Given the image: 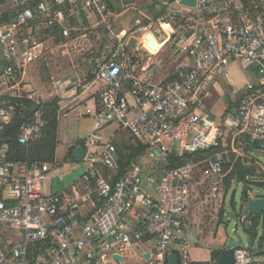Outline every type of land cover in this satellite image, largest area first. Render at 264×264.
<instances>
[{
	"label": "built area",
	"instance_id": "built-area-1",
	"mask_svg": "<svg viewBox=\"0 0 264 264\" xmlns=\"http://www.w3.org/2000/svg\"><path fill=\"white\" fill-rule=\"evenodd\" d=\"M112 1L0 0V264H29L33 258L35 264H111L119 262L114 254L142 244L152 245L161 262L174 248L179 263L189 264L182 227L190 211L195 165L186 160L167 168L169 157L185 159L220 145V127L196 111L194 103L195 96L223 78L231 58L255 66L257 73L226 121V132L232 147L239 140L251 150L264 151V0L252 1L254 16L246 13L241 1L196 0L195 7H189L171 0L194 11L193 31L179 41L173 76L160 81L154 73H145L147 68L136 74L129 41L113 32ZM74 20L105 29L113 39L108 55L81 84L96 95L87 110L96 126L84 141L81 161L89 168L82 180L100 197V204L84 218H78L60 194L45 191L47 162L12 157L10 137L19 146L40 137V110L27 113L13 135L7 134L22 101L31 97L25 69L40 54V34L58 31L68 39ZM111 122L118 123L117 132L126 131L147 144L149 158L160 162L153 192L146 188L151 174L143 175L139 165L114 177L118 156L113 137L106 140L98 132ZM226 157V152H217L209 159L214 177L221 175ZM242 210L239 220L248 230L252 216L246 206ZM234 264H264V248L254 254L239 245Z\"/></svg>",
	"mask_w": 264,
	"mask_h": 264
},
{
	"label": "crops",
	"instance_id": "crops-1",
	"mask_svg": "<svg viewBox=\"0 0 264 264\" xmlns=\"http://www.w3.org/2000/svg\"><path fill=\"white\" fill-rule=\"evenodd\" d=\"M134 1L137 2V7H129V5L133 4L132 2ZM158 6V0H113L111 2V20L113 27L116 26L114 29V33L118 34L120 37L124 36V40H141V42L143 43V37L148 34L147 38L148 36H152L157 43L156 45H161V49L158 53L148 54L147 59L142 61L141 64H136L138 66L136 74H140V72L142 71L141 67L147 68L145 73H154L156 80L160 81L170 79L173 76V66L179 57V41L183 37L190 35L193 31L191 28V20L194 18V11H189L187 8L172 4L171 1H167L166 13L159 14L157 12ZM133 21H135V26H137L134 31L140 32L138 36H135L133 33L134 31L132 32L129 29V26ZM71 24V26L74 28L72 31L84 29H92L95 31L97 30L92 28L88 24H85L83 21H80L78 23L77 20H74V22H72ZM163 25L169 26L170 31H167L165 28H163ZM144 27L148 28L144 30ZM45 31L40 34L39 41L37 40L40 43V53L43 52L45 50V46L49 44H52L56 47H65V45L68 44L70 45V49L74 50L75 44L79 40H81L83 36H85V34L82 32V34L80 35L77 34L78 37L76 35L71 37L70 35L68 39L64 38L65 41H63L62 43L56 44L54 41V35L56 33H60L58 31H55L54 33H51L49 31L50 33L47 35ZM111 40L106 41L107 47L111 45ZM31 63H29L25 69V76L28 82L27 89L29 90L27 94L31 96L30 99L27 100L36 102L39 109V104L45 102V86L43 84L41 85L44 90L41 94L39 93V95L36 96V92H34L31 86L30 79L29 77H27L28 66ZM95 66L96 63H92L89 71H91ZM89 71L86 74L85 78H87ZM76 72L78 73V76L80 75V72L82 73L81 69H78V71ZM72 73L71 75H73ZM256 73L257 68L255 66L248 64L242 59L231 58L224 69L223 78H221L219 82L211 84L208 89L203 91V93H201L200 95L195 96L197 99V101H195L194 103V105L196 106V111L204 113L211 120L216 122L223 133V139L220 142L221 150L217 151L226 152L227 157L225 158L223 164L230 161L231 154L234 155V158L231 161L230 169L232 168L233 163L237 158H240L246 165L251 164L252 168L254 165V160H252L251 155L249 154L251 150L245 152L242 149L236 148L234 144L233 147L236 152H233V147L231 146V137L226 132V121L230 116H234L238 101L244 94L245 85L256 78ZM83 79L78 78L76 82L71 83L70 85H65L62 91H57V98L59 99V109L57 112V144L54 152V162H47L50 165V169L47 175V179L45 180V191L52 194L58 193L65 201L71 202L75 210V214L78 218H84L90 211L94 209L95 206H98V195L94 190L87 188L82 180V177L85 175L88 168L79 175L75 174V176L69 175V173L62 172V166L58 165L59 161L56 159V149L59 143V131L63 119H69L65 120L66 122L75 121L80 123V115L82 114L83 116H86L88 120H91L90 122H92L91 131L87 134H84L83 136L75 137L74 140L67 146L65 153V156H68L72 160L80 162L81 160L74 159V157L72 156V151L71 155H69V149L72 146L73 148L75 146L84 147L85 139L93 132L96 126L92 115L87 113V110L92 109V107L94 106L96 95H94L95 92L86 90L82 87L81 84L84 81ZM41 86H38L39 91H41ZM81 107H84L83 111L81 110ZM81 131L82 127L78 125L77 132L81 133ZM115 135L116 133L112 136L113 139ZM79 140H82L83 145H78ZM213 155L206 158L202 157V159L198 162H194L192 158L189 159V161L192 162L195 167L190 181V211L182 227V231L186 238V248L189 240L196 246H199L201 245V240L204 241L210 236L214 238L216 236V228L218 227L219 222L222 220L221 216L223 214V210L219 203V200L221 199L219 194H221V192L223 191L225 193L228 189L225 187L224 177L227 175L229 170L226 171V173H221L220 176L214 177L209 170V159H211ZM256 167L257 168L254 169V175H252L253 179L251 180H263L259 179L261 178V175H259V170L263 171L264 166L258 164ZM148 174H151L152 181L155 180V182L159 179L160 176H157L154 171H152V173L145 172V175ZM235 181H237V179L233 178L231 180V183ZM204 189H207L208 195L210 196L206 194V190ZM224 195L225 194H223V197ZM225 241L226 238L222 240V246ZM222 246L217 250H212L209 260H207L206 262L193 264H214L215 260L212 259V253L218 252L219 254ZM262 246L263 244L259 246L258 249ZM128 248L123 249L122 253L119 254L122 260H118L119 262H111V264H124L125 252L129 251ZM134 248L139 251V254H137V256L141 257L144 262H147L149 264H157L156 262H158L159 264H168L167 257L164 262H161L157 258L153 247L150 244H142L139 246H134ZM170 251L171 253H174L175 249L172 248ZM145 253H149L148 258L143 257V254ZM189 264H191V261Z\"/></svg>",
	"mask_w": 264,
	"mask_h": 264
},
{
	"label": "rangeland",
	"instance_id": "rangeland-1",
	"mask_svg": "<svg viewBox=\"0 0 264 264\" xmlns=\"http://www.w3.org/2000/svg\"><path fill=\"white\" fill-rule=\"evenodd\" d=\"M167 1L168 0H158L159 6L157 7V12L159 14L166 13ZM134 2H132L133 4H130L129 7H137V2ZM115 27L116 26L113 27V32ZM136 27L137 26H135V21H133L131 22L129 29L133 32ZM81 32L84 33L85 36H83V38L75 44L74 50H71L70 45L68 44L65 45V47H56L52 44L46 45L45 50L41 52L36 57V59L28 66L27 77H29L30 79L31 86L34 92H36V96H38L39 93L41 94L43 92L44 89L41 86L43 84L45 86L46 94L45 101L50 100L53 97H57L58 90L62 91L65 85H70L71 83L76 82L78 78H85L86 74L91 68L92 63L95 62L97 64L98 61H102L103 58L108 55L109 47H107L106 40H111L112 36L107 30L99 28L96 31L92 29L72 31L71 37H73L74 35L78 37V35L82 34ZM133 33L135 36H138L140 34V32L135 31ZM144 38L145 36L142 39L143 43L141 42V40L131 39L132 41H130V39H128V50L130 53L131 62L134 61V58L141 59L142 62L147 59L148 54L152 53L150 51L151 48L149 49V51L145 49L147 45L144 42ZM38 39H40V36ZM0 67L2 66L0 65ZM78 69H81L82 71V73L80 72L79 76L76 72L78 71ZM71 73L73 75H71ZM39 85L41 86V91H39L38 89ZM83 108L81 109L82 111ZM65 120L69 119H63L62 124L60 125L59 143L56 149V159L59 161L58 165L62 166L63 173H69V175L75 176V174L79 175L87 170V168H89V165L83 161L77 162L75 160H72L68 156H65L66 148L69 143L74 140L75 137L83 136L84 134L89 133L91 131L92 122H90L91 120L89 121L88 118L86 116H83L82 114L80 115V123L75 121L66 122ZM77 124L82 127L81 133L77 132ZM118 129V123L111 122L101 127L98 132L106 140H109L117 132ZM249 154L251 155L252 160H254V169L257 168L256 166L258 164L264 166V151L253 149ZM139 164L142 169L141 173L143 175H145V172L152 173V171H154L157 176L161 174L162 166L160 162L155 159L149 158L148 155L143 156L139 161ZM259 172V174L261 175V178L259 179L264 180V168L263 171L259 170ZM251 179H253L251 175L247 177L248 181H250ZM154 183L155 180H153L151 184L146 188L153 192ZM245 188H251L250 182L245 184L244 181H235L231 183V186L225 193L223 191L221 192V194H219L221 198L219 200V203L222 207L223 214L221 216L222 220L219 222L218 227L216 228V236L214 238L210 236L204 241L201 240V245L199 246H196L190 240L188 241L187 248L191 264L202 263L209 260L211 251L221 248V242L224 238L233 237L232 231L235 228V224H237L236 229L240 238L242 239V243L240 245L241 248L255 251L259 246H261V244H264V240L262 239V237L264 236L262 226H259L257 228L259 237L257 238L255 245L251 246L250 234L243 230L242 224L240 223L239 218L243 211L240 197L243 189ZM260 189L264 192V186H262ZM204 190H206L205 192L208 195L207 189ZM223 194H225L224 197ZM128 249L129 251L125 252L124 264H149L147 262H144L141 257L137 256V254H139V251L135 249L134 246H130V248ZM156 263L159 264L158 262Z\"/></svg>",
	"mask_w": 264,
	"mask_h": 264
},
{
	"label": "trees",
	"instance_id": "trees-1",
	"mask_svg": "<svg viewBox=\"0 0 264 264\" xmlns=\"http://www.w3.org/2000/svg\"><path fill=\"white\" fill-rule=\"evenodd\" d=\"M171 0H168L170 2ZM245 8H247L246 13L249 16H254L257 13V10L253 8L252 1L254 0H240ZM259 1V0H255ZM48 35L50 32L45 31ZM54 41L56 44L62 43L64 38L56 33L54 35ZM107 41V40H106ZM134 64H141V59L134 58L132 62ZM91 75L88 74L87 79L90 80ZM32 101L23 100L22 108L19 107V113L13 118L10 127L8 128L7 134L10 136L13 135L16 128L23 122L20 114L23 110H25ZM59 109V99L57 97H53L50 100L42 102L39 104V110L42 115V119L44 121V126L41 131V135L39 138L31 140L25 146H19L16 143L15 138L12 136L8 140L11 150L14 152L13 159L15 160H25L30 159L39 162H54V152L57 144V112ZM113 144L116 148L117 156H118V165L116 167V171L114 173L115 178H119L123 172L132 167L133 165H139V161L143 156L148 154L149 146L147 144L141 143L135 139L126 131H119L116 133ZM235 147L242 149L245 152L250 151L253 147L242 146V143L239 140L235 141ZM78 145H83L82 140L78 141ZM73 146L69 149V155H71V151ZM221 150V146H211L208 149L198 150L193 154L185 156L183 158H176L175 156H170L169 159L171 164L167 168L175 167L182 165L184 161H189L192 158L194 162H198L203 158L212 156L217 151ZM195 154V156H194ZM193 156V157H192ZM234 155L231 154L230 161L228 163L222 164V173H226L229 170L227 175L224 177V184L226 188H229L231 180L236 178L237 181H244L245 184L249 183L247 180V176L254 175V168H252L251 164L246 165L240 158H237L233 163L232 168L231 161L233 160ZM107 172V171H106ZM108 173V172H107ZM260 175V174H259ZM97 205L100 204V197H97ZM250 236H252V229L246 230ZM264 240V236L262 237ZM262 242V241H261ZM262 245V244H261ZM218 257V252L212 253V259L216 260ZM29 264H35L34 258L31 259Z\"/></svg>",
	"mask_w": 264,
	"mask_h": 264
},
{
	"label": "water",
	"instance_id": "water-1",
	"mask_svg": "<svg viewBox=\"0 0 264 264\" xmlns=\"http://www.w3.org/2000/svg\"><path fill=\"white\" fill-rule=\"evenodd\" d=\"M179 3L185 6L195 7L196 0H180ZM147 40L149 41V47L151 49H155L156 42L154 38L152 36H148ZM37 109L38 104L36 102H32L25 110L21 112L20 116L22 120H25L27 118V113L32 114ZM83 155L84 149L82 146H75L73 148L72 156L74 157V159L81 160ZM250 184V189H243L240 201L242 207L246 206L247 212L252 216V236H250V245L254 246L257 238L259 237L257 228L259 226H262L264 232V192L260 189L262 186H264V180H250ZM236 227L237 224H235V228L232 231L233 237L226 238V241L224 242L222 249L219 251L218 257L214 261V264H234V250L238 248L242 243V239L240 238ZM263 248L264 244L261 248L256 250L254 254L260 253ZM113 257L118 260H122L119 254H114ZM143 257L148 258L149 253L143 254ZM167 262L168 264H180L179 256L175 253L169 254L167 256Z\"/></svg>",
	"mask_w": 264,
	"mask_h": 264
},
{
	"label": "bare ground",
	"instance_id": "bare-ground-1",
	"mask_svg": "<svg viewBox=\"0 0 264 264\" xmlns=\"http://www.w3.org/2000/svg\"><path fill=\"white\" fill-rule=\"evenodd\" d=\"M163 28H165L167 31H170V27L167 26V25H163ZM148 35V34H147ZM147 35H145V38H144V42L145 44L147 45L148 47V42H147ZM155 40V39H154ZM157 44V43H156ZM161 49V45H156V48L155 49H150V51L153 53V54H156L160 51Z\"/></svg>",
	"mask_w": 264,
	"mask_h": 264
},
{
	"label": "clouds",
	"instance_id": "clouds-1",
	"mask_svg": "<svg viewBox=\"0 0 264 264\" xmlns=\"http://www.w3.org/2000/svg\"><path fill=\"white\" fill-rule=\"evenodd\" d=\"M234 70H235V68H234Z\"/></svg>",
	"mask_w": 264,
	"mask_h": 264
}]
</instances>
